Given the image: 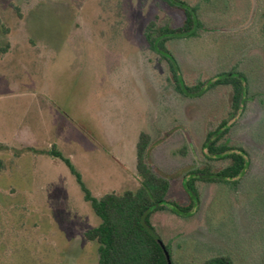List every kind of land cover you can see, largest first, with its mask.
Instances as JSON below:
<instances>
[{"label": "rangeland", "instance_id": "obj_1", "mask_svg": "<svg viewBox=\"0 0 264 264\" xmlns=\"http://www.w3.org/2000/svg\"><path fill=\"white\" fill-rule=\"evenodd\" d=\"M200 27L166 48L185 85L234 71L246 78L244 104L230 115L231 88L198 96L176 91L166 61L144 39L149 22L178 27L180 9L160 0H0V264H97L85 238L100 223L63 160L98 198L134 190L135 145L168 179V202L185 205L189 172L227 160L203 142L221 121L247 167L233 183L197 180L192 213L149 216L173 262L264 264V0H182Z\"/></svg>", "mask_w": 264, "mask_h": 264}, {"label": "trees", "instance_id": "obj_2", "mask_svg": "<svg viewBox=\"0 0 264 264\" xmlns=\"http://www.w3.org/2000/svg\"><path fill=\"white\" fill-rule=\"evenodd\" d=\"M167 5L183 12V23L178 27L168 25L156 26L149 22L144 31V39L149 48L158 53L167 63L168 70L174 80V87L183 96H198L206 90L218 85H228L231 88V114L237 112L244 104L243 93L246 78L243 74L229 71L215 75L204 82L185 85L179 75L176 60L166 48V41L173 37H190L197 34L200 27L196 16V9L182 0H160ZM0 26L2 23L0 21ZM264 42V12L260 26ZM8 44L0 47V54L7 51ZM229 125L226 120L221 121L213 130L209 131L203 142L208 156L214 159L227 160V164L212 171L206 168H194L189 172L190 178L186 182L185 190L189 195V202L178 205L166 199L170 183L167 178L156 173L146 161V149L150 143L147 132H140L135 145V169L139 176L138 186L134 190H124L121 193L107 192L96 198L81 181L79 173L62 153L52 147L49 154L64 161L70 172L75 176L82 192L100 223L85 231L84 236L89 241L97 243V264H168L164 248L158 243V238L152 231L149 216L156 210L170 209L182 216L192 213L194 203L198 200L195 181L233 183V179L244 173L247 163L246 151L236 145L227 144L224 138ZM168 256L170 264L173 262ZM202 264H232L229 255L221 254L205 259Z\"/></svg>", "mask_w": 264, "mask_h": 264}, {"label": "water", "instance_id": "obj_3", "mask_svg": "<svg viewBox=\"0 0 264 264\" xmlns=\"http://www.w3.org/2000/svg\"><path fill=\"white\" fill-rule=\"evenodd\" d=\"M158 243L164 248V245L162 244V242L160 240H158ZM164 252H165V255L167 258V263L170 264V259H169L168 253L165 249H164Z\"/></svg>", "mask_w": 264, "mask_h": 264}]
</instances>
